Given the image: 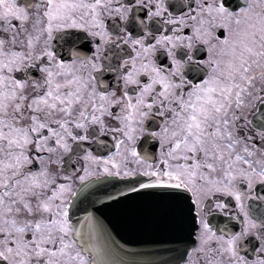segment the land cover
Returning <instances> with one entry per match:
<instances>
[{
  "label": "snow or ice",
  "instance_id": "obj_1",
  "mask_svg": "<svg viewBox=\"0 0 264 264\" xmlns=\"http://www.w3.org/2000/svg\"><path fill=\"white\" fill-rule=\"evenodd\" d=\"M110 178L183 264H264V0H0V264H108Z\"/></svg>",
  "mask_w": 264,
  "mask_h": 264
},
{
  "label": "water",
  "instance_id": "obj_2",
  "mask_svg": "<svg viewBox=\"0 0 264 264\" xmlns=\"http://www.w3.org/2000/svg\"><path fill=\"white\" fill-rule=\"evenodd\" d=\"M120 186L119 180L109 179L105 183L93 185L78 197L81 209L92 211L97 217L91 234L87 221L83 222V232L85 238L91 235V243L100 250L99 259L108 264H180L190 247L187 232L176 227L149 198L125 194L126 198H136L133 208L121 206L120 209L128 210V227L130 233L133 232L137 237L135 241L116 240L120 232L116 227L126 222L124 218H121L122 221L117 220L115 201L101 200L100 196L104 193L114 194L113 189ZM147 211H151V215ZM74 216L83 219L82 212L74 213Z\"/></svg>",
  "mask_w": 264,
  "mask_h": 264
},
{
  "label": "flooded vegetation",
  "instance_id": "obj_3",
  "mask_svg": "<svg viewBox=\"0 0 264 264\" xmlns=\"http://www.w3.org/2000/svg\"><path fill=\"white\" fill-rule=\"evenodd\" d=\"M137 12L139 14L140 10L138 9ZM249 119H251V116L249 117ZM108 143H109V145H111L112 142H111L110 139L108 140ZM112 150L114 151V148ZM100 154H106V152H101ZM77 167H79V165H77ZM64 174L67 175L68 173L65 172ZM110 179H117V181L120 180V178H110ZM133 200L136 201V198L135 199L134 198H130L129 199V198H126L125 196L117 197L116 200H115L114 208H116V210H117V213H115V215L117 216V220L122 221L121 218H124V220H125L124 222H126V223H124L122 225H120V223H119L118 227H116L117 231L120 229V232L118 234V238H116V240H118L120 242H121L122 239H125V240H129L130 239L131 241H135L136 237H137L136 234H133V232L130 233L131 230L128 227V225H129L128 222L129 221L126 220V219L129 218L128 210L121 211V209H120L121 206H124L126 209L133 208L134 207ZM152 208H153V204H152ZM147 213H148V215H151L152 212L151 211H149V212L147 211ZM162 228L164 229L163 226H162ZM129 234H131L132 236L130 237ZM89 255H91V253H89ZM185 259H187V254H186ZM181 264H183V261H182Z\"/></svg>",
  "mask_w": 264,
  "mask_h": 264
}]
</instances>
